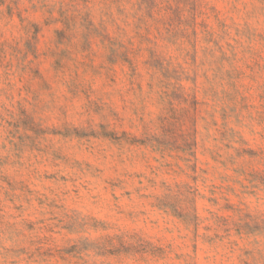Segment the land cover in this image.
<instances>
[{
    "label": "rangeland",
    "instance_id": "374dc122",
    "mask_svg": "<svg viewBox=\"0 0 264 264\" xmlns=\"http://www.w3.org/2000/svg\"><path fill=\"white\" fill-rule=\"evenodd\" d=\"M0 264H264V0H0Z\"/></svg>",
    "mask_w": 264,
    "mask_h": 264
}]
</instances>
